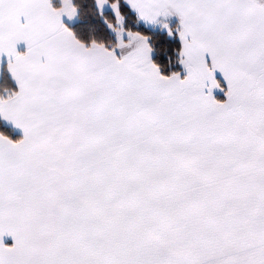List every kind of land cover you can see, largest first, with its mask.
Here are the masks:
<instances>
[{
    "label": "snow or ice",
    "instance_id": "snow-or-ice-1",
    "mask_svg": "<svg viewBox=\"0 0 264 264\" xmlns=\"http://www.w3.org/2000/svg\"><path fill=\"white\" fill-rule=\"evenodd\" d=\"M0 264H264V0H0Z\"/></svg>",
    "mask_w": 264,
    "mask_h": 264
},
{
    "label": "crops",
    "instance_id": "crops-1",
    "mask_svg": "<svg viewBox=\"0 0 264 264\" xmlns=\"http://www.w3.org/2000/svg\"><path fill=\"white\" fill-rule=\"evenodd\" d=\"M218 95H221V94H218ZM7 242H8V243H11V241H10V240H8Z\"/></svg>",
    "mask_w": 264,
    "mask_h": 264
},
{
    "label": "trees",
    "instance_id": "trees-1",
    "mask_svg": "<svg viewBox=\"0 0 264 264\" xmlns=\"http://www.w3.org/2000/svg\"><path fill=\"white\" fill-rule=\"evenodd\" d=\"M221 98H222V95H221Z\"/></svg>",
    "mask_w": 264,
    "mask_h": 264
}]
</instances>
